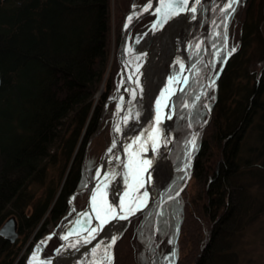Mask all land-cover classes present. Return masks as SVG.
Segmentation results:
<instances>
[{"label": "trees", "instance_id": "1", "mask_svg": "<svg viewBox=\"0 0 264 264\" xmlns=\"http://www.w3.org/2000/svg\"><path fill=\"white\" fill-rule=\"evenodd\" d=\"M118 1L123 18L131 2L146 0H121L125 7ZM223 1L203 0L191 15L190 78L172 105L174 174L158 202L118 237L113 264H236L235 236L252 211H262L243 178L252 163H241L238 153L259 113L264 140V0H238L218 12ZM111 13L110 0H0V227L14 216L27 239L41 222L35 237L51 234L47 255L74 212L69 196L85 187L84 150L117 78L116 70L110 73V90L96 103L110 58ZM171 72H178L177 63ZM207 81L214 83L206 99ZM59 159L65 165L60 189L50 186L34 201L31 187L44 183ZM94 167L88 164L89 174ZM84 193L73 194L78 209ZM19 252L16 240L0 233V264H14Z\"/></svg>", "mask_w": 264, "mask_h": 264}, {"label": "rangeland", "instance_id": "2", "mask_svg": "<svg viewBox=\"0 0 264 264\" xmlns=\"http://www.w3.org/2000/svg\"><path fill=\"white\" fill-rule=\"evenodd\" d=\"M111 1V29H110V40H109V44H110V58L108 61V67L106 70V73L104 74V78L101 82V84L99 85V90L96 92V94L94 95V99L95 102L97 103L99 101L100 96L104 93L107 94L110 90V86H111V81L109 80V75L111 72H114L116 70V75L117 78L114 80L113 85H112V94L108 97V100H106L103 104L102 107V115L100 117V123H99V127L96 130V132L91 135V137L87 140V145L86 148L84 150L85 153V175H86V183H85V187H83L77 194H82L86 196V201H87V194L91 188V183H92V178L94 176V172L95 170L102 164V160L106 154V150L111 146L112 144V133H111V118H112V114L114 112V106H115V95H116V86L117 83L120 81V76H119V65L117 63V55H116V51L118 49L119 46V39L121 36V27H122V15H123V10L125 9H120L119 6V1L118 0H110ZM121 1V0H120ZM123 3V1H121ZM120 2V3H121ZM145 2V1H144ZM168 2V0H167ZM203 2V0L200 2V4ZM231 0H224L223 3H221L220 8L217 10L218 12H225L222 9H224L228 3H230ZM121 3V4H122ZM143 2H140L139 4H141ZM199 4V5H200ZM235 4V3H234ZM124 5V3H123ZM198 5V6H199ZM130 7H137L139 5L133 4V2H131V4L129 5ZM197 6V7H198ZM125 7V5L123 6ZM129 7V8H130ZM196 7V8H197ZM198 9V8H197ZM197 9L195 12H191L188 15V19H190V23L187 26V37L185 39L186 43H188V47L190 44V36H189V26L190 24L193 22V18L196 15ZM191 15H193L191 17ZM155 14L152 13L150 14V16H148L146 19L139 21V23L135 24L131 30H130V37H129V43L130 46L133 45V41L137 38V36L140 34L141 31L145 30L149 25L151 20L154 18ZM209 28L210 25L208 24L206 26V30L204 32V35L202 36V40H204L205 42V38L207 36V33L209 32ZM226 36H228V34L231 33V31L233 30L231 28V26H227L226 27ZM180 31L178 32V36L179 38L183 37V31L182 28L179 29ZM158 38V33H155L150 41V45L152 43H154V41ZM188 52V49H187ZM143 60L142 55L139 56L138 58L136 57V62L135 64H140ZM188 62H189V55H188ZM171 64L168 66V63H166L164 66L168 67V74H169V78L170 81L172 83V85L174 84V80L179 76L178 72H179V67H178V72H176L174 75L172 74V68L174 66L176 62V58L173 56L172 62H170ZM178 66V63H177ZM190 62H189V72H190ZM190 78V75H189ZM189 80V79H188ZM207 86H206V90L204 92L205 97L207 99V97L211 96L212 91H213V83H209L207 81ZM165 89V88H164ZM164 89L161 90L158 94V98H156V102H162L164 96ZM180 93V92H179ZM178 93V94H179ZM178 94H176L175 96H177ZM175 98V97H174ZM260 100L264 101V93L260 95L259 97ZM174 101V99H173ZM173 105V102H172ZM173 109V106H172ZM172 127H173V113H172ZM207 122V121H206ZM260 122V113L256 114L255 116H253L252 120H251V125L245 130L244 132V136L242 138V141L240 143V151H239V157H240V162L243 163L244 160H248V163H252L251 166H248L250 168V171L248 173L246 167H245V172H244V176L243 178H245V180L247 181V188L248 190V196L250 199L252 200H256V202H259L261 205H264L262 203H264V184L260 183L258 180L260 179V177L264 178V140H262L260 138V136L258 135V123ZM205 126V125H204ZM174 134V133H173ZM193 137V136H192ZM191 137V138H192ZM197 138V137H196ZM174 139V138H173ZM196 140V139H195ZM193 141V138H192ZM173 143V141H172ZM192 145V143H191ZM172 148V144L170 146V149ZM161 144L160 142L157 140L155 141L154 144V150H155V156L158 155V153L161 152ZM133 150L135 151V146L133 147ZM172 150V149H171ZM170 150V152H171ZM128 151V150H127ZM131 151L127 152V158L130 160H135L134 155H132L130 153ZM170 152L168 153V160H170ZM63 159H59V162L56 164H50L48 172H47V177L44 181V183H39L36 185H33L31 188L34 190L33 192L35 195V200H37V198L42 195L43 193H45V191H47L50 186H53L56 189H60V181L62 180V174L64 172L65 169V165L63 163ZM170 164L169 167H171V171L172 173L170 174V177L167 180L166 185L168 184V181L171 179V177L174 174L173 171V167H172V161H169ZM94 164V169L92 171L91 174H89L88 170H87V166L88 164ZM64 165V166H63ZM143 180V176L141 177ZM242 178V179H243ZM165 185V187H166ZM165 187L162 189V191L160 192V196L158 197V199L154 200L151 205H153L155 202H158V200L161 198L162 196V192L164 191ZM141 189H139V192L136 191L135 186L134 187H125V189L122 191L121 195L123 199L126 198H133L139 195ZM189 192L194 193L195 192V185L193 183H191L190 187H189ZM127 194V195H126ZM82 195V197H84ZM129 202V201H128ZM68 204L70 207H73L74 212L72 213V216L78 212L83 210L85 207V205H83L82 209H78V207L76 206L75 202H74V198H73V194L71 195V197L69 196L68 198ZM86 204V203H85ZM150 205V206H151ZM149 206V207H150ZM161 204L159 203L157 212L160 209ZM262 211L259 212L257 215H253V211L250 213V215H248L247 217H251L252 219L249 220L248 222H246L245 224H243L241 226V229L239 230L238 234L235 236L234 242L232 243V248L231 250L235 252V254H237V259H236V264H264V206H262ZM31 210L30 205L27 208V212H29ZM71 216V217H72ZM138 216V215H137ZM70 217V219H71ZM70 219H68L67 221H69ZM133 219V218H132ZM131 219V220H132ZM130 220V221H131ZM16 221V219H15ZM63 222L62 225L59 227V232L57 233L58 238H59V234L62 230L63 225L67 222ZM129 221V222H130ZM128 222V223H129ZM127 223V224H128ZM127 224L125 223H120L118 225V229H116V231H114L112 234L108 233L102 240L100 243H102L100 246H95L94 249H92V251H90L87 256H86V264H107V260L104 258L103 255V250L104 247L109 245L111 243V240L115 237L116 241L118 239V237L125 231V229L127 228ZM41 222L38 225V227L36 228V230H34L35 232L28 237L27 239H25L24 234L18 232V236L15 239L17 242V247L20 250V255L18 256L17 260L14 262V264H21L24 256L27 257V255H29L31 252V249L33 247L38 246L40 243H42L43 245H47V239L51 236V234L47 231H51V228L53 227L52 224H47L45 226V231L47 232L46 235L41 236V238H36L35 234L37 232V230L40 228L41 226ZM17 226H18V221H17ZM18 231V229H17ZM47 237V239H46ZM60 239V238H59ZM116 243V242H115ZM61 244V243H60ZM113 245H111V247L109 248V253L111 255V264H113L114 262V254H113Z\"/></svg>", "mask_w": 264, "mask_h": 264}, {"label": "water", "instance_id": "3", "mask_svg": "<svg viewBox=\"0 0 264 264\" xmlns=\"http://www.w3.org/2000/svg\"><path fill=\"white\" fill-rule=\"evenodd\" d=\"M202 0H199V3H196L195 0H189L188 5L186 6L185 10L183 12H180L177 16L175 17H171L168 19V21H166L162 27H160V31H161V35L162 32L164 30H172V25L177 24V22L179 20L184 21L183 26H182V30L183 31V37L179 38L178 35H176V38L178 39V47L176 49V52L172 53V58L166 62L168 63V66L171 64L170 62H172L173 56L176 58V62L178 63V67H179V77L175 80L174 84L172 85L170 78H169V74H168V67H166L165 70V76L167 78L166 82H169V87L166 85V82L164 81L163 85L165 87V91H164V98L162 100V102H159L157 104H160L158 110L155 111V113L151 116L153 118L151 127H149L143 136H146L147 133L151 134L152 133V127L154 126V124L156 123V118H155V114L158 113L159 111H163L165 117L167 118L168 121V135L166 137V142H164L163 139L159 138V142L161 144V152L158 154V158H154L153 160V166H156V164L158 163V159L162 158L164 159L166 162L170 163L168 160V153L170 152V146L172 144L173 141V128H172V102L173 99L175 97L176 94H178L179 92H181L185 86L187 85L186 83L188 82L189 79V62H188V43H186L185 39L187 37V26L190 23V19H188V15L189 13H191L192 11H190L189 9L192 7H195V9H197L196 7L200 4ZM167 2V0H166ZM151 4L152 7L149 9V11H143V9L148 5ZM161 7V0H146L145 2L139 4V6L137 7H130L128 9V12L124 15L123 18V23H122V27H121V36L119 39V46L118 49L116 51V55H117V63L119 65V76H120V81L117 83V88H116V95H115V106H114V112L112 114V118H111V133H112V144L111 146L106 150V154L102 160V164L104 162V159L107 155V151L112 147V145L115 143L116 146V152H117V164L113 167V169H111L106 175H103V177H101V174H99L100 176H97V170L100 168V165L94 172V176L92 178V183H91V188L87 194L88 198L85 204V208L81 211L76 212L69 221H67L63 227L69 223H71L73 221V219H76L79 216H82L84 213H88L89 217H94L95 213L91 210L90 208V204H91V197L92 194L94 192L97 191L98 187H101L102 184H110L109 188H107L106 190V197L104 198L107 201V204L110 205L111 207H118V205L121 203V201H124L125 203H127L130 198H126L123 199L122 198V191L124 190L123 187V171L126 165V160H127V148L125 146V142L123 141L124 136V130L123 129V118L124 115L126 114L127 110H129V107H132L134 112L137 111V106H138V99L136 97V99H134L132 101L131 95L134 92L135 95H137L138 93V89L137 86L135 85L136 81L134 78V75L131 71L132 66L130 65V59L134 56V52H133V48L136 46V39L133 41V45L130 46L129 43V37H130V30L131 28L139 23V21L146 19L148 16H150V14L154 13L155 16L154 18L151 20L150 25L146 28L149 29L150 27H152V25L154 23H157V20L160 18L159 15L155 12L156 8ZM132 16L133 19L131 22H129L127 20V17ZM125 25H127V27H125ZM176 25L173 26V28H175ZM143 33H145L143 31ZM158 36V38L154 41V43H152L151 45H147L144 48V52L150 51L151 48H153L155 46V44L157 43V41L159 40L160 36ZM143 62V60H142ZM141 62V63H142ZM140 63V64H141ZM181 65H183V67H181ZM2 81H1V70H0V85H1ZM122 86H125L126 88V92L124 94V96L121 98V89H123ZM207 122H205L204 124L200 125V127H198V129L193 133V139H196V135L198 134L199 130L202 129L203 127H205L204 125ZM119 127V132H117L115 129L117 128V126ZM192 147V145H191ZM135 150H136V154L138 155L137 159L138 161H141L140 159V153H141V146H135ZM151 152L153 155L155 154V150L153 147V141L151 142L150 145H148V147L145 149V152ZM143 152V151H142ZM152 155V156H153ZM170 165V164H169ZM147 171L144 172L142 174L143 176V182H144V188L141 189V193L143 191H147L148 192V197L145 199V203L144 206L135 213V215L130 216L128 219L122 220V219H114L111 220L108 224H106L104 226V228L102 230H99L96 234H95V239H90L89 243H85L84 241V237L87 236V231L86 229L88 227H95L99 222L94 220V219H90L88 220L87 223H85V221L83 222L82 225L79 226V228L75 231H73V233L70 234H63V229L61 230L60 234H59V238L61 240V244H59L58 246H56L53 249V253L51 256H46V257H41L40 255H31L30 257H28L27 259H25L24 263L25 264H32V261H36L40 264H86V256L87 254L92 251V249L95 248V246H97L98 244H100L101 240L110 232V230L112 229V227L118 223H125L127 224L132 218L137 217V215L145 212L146 210H148L149 206L151 205V203L158 199V197L160 196V192L162 191V189L165 187L168 178L170 177V174L172 173L171 171V167H169V173L168 175H166V177L162 180V183L157 185L155 187L154 191H151V187H150V175L152 176V172H151V168L149 169L148 167ZM187 181L183 184V186L179 189V191L181 189H183V187L186 185ZM82 190H75L72 194L74 193H78ZM179 191L177 193H175L173 196H176L179 194ZM70 195V197H71ZM171 196V197H173ZM169 197V198H171ZM168 198V199H169ZM167 200V199H165ZM164 200V201H165ZM163 201L160 202V204ZM62 227V228H63ZM0 233L7 239L10 240L11 242H13L17 236H18V231H17V221H15V217L14 216H8V218L5 220V223L0 227ZM67 236V239H64V237Z\"/></svg>", "mask_w": 264, "mask_h": 264}, {"label": "bare ground", "instance_id": "4", "mask_svg": "<svg viewBox=\"0 0 264 264\" xmlns=\"http://www.w3.org/2000/svg\"><path fill=\"white\" fill-rule=\"evenodd\" d=\"M171 18V17H170ZM168 21V20H167ZM184 21L179 20L177 22L175 28L172 25V30H164L161 35L160 27L158 26L156 29L150 27L149 29L143 30L136 38V46L133 48L134 56L130 59V65L132 66V73L135 78V85L137 86L138 93L135 95L133 92L131 97L132 101L134 99H138L137 111L134 112L132 107H129L126 114L124 115L123 120V129L125 146L130 153L134 155L135 161H138V155L136 154V150H133L134 146H141L140 159L151 161L149 165L144 167L151 168L152 176L150 175V187L151 191L155 190V187L162 183V180L169 173V164L162 158H159L156 166H153V161L158 158V155L155 156L151 152H145V149L148 145L153 141V147L155 141L159 140V138L163 139L166 142V137L168 135V121L164 115L163 111H159L155 114L156 123L152 127V133H147L146 136H143L145 131L151 127L153 118L151 117L156 110H158L160 104L155 103L156 98L161 90L165 87L163 85L164 81H167L165 76L166 67L164 66L166 62H168L172 58V53L176 52L178 47V39L176 35L179 33V29L182 28ZM158 33L160 36L159 40L155 44L150 51L144 52V48L147 45H150V41L152 36ZM143 57V62L141 64H135L136 57ZM166 85L169 87V82H166ZM121 89V98L124 96L126 92L125 86H122ZM165 91V89H164ZM157 116H159V122L157 123ZM118 126V125H116ZM155 129V131H154ZM138 141V142H137ZM113 146V145H112ZM112 151H107V155L104 159L103 164L97 170V173L106 175L113 167L117 164V152L116 146L111 147ZM143 151V152H142ZM159 154V153H158ZM153 155V156H152ZM155 158V159H154ZM154 159V160H153ZM153 160V161H152ZM130 159L127 158L126 165L129 163ZM155 162V161H154ZM123 187H134L137 188L135 181L132 179V175L129 172V168L125 167L123 171ZM100 176V175H99ZM110 184H102L100 188H102L104 193V198L106 197V190L109 188ZM85 221L84 216H79L76 219L67 225H65L63 229V234H70L73 231L77 230L80 225ZM118 223H116L109 233H113L118 229Z\"/></svg>", "mask_w": 264, "mask_h": 264}, {"label": "snow or ice", "instance_id": "5", "mask_svg": "<svg viewBox=\"0 0 264 264\" xmlns=\"http://www.w3.org/2000/svg\"><path fill=\"white\" fill-rule=\"evenodd\" d=\"M196 3H199V0H195ZM238 0H231L230 3L227 4V6L222 9L223 11L227 12L228 9H232V5L234 3H237ZM189 0H161V7L156 8L155 12L159 15V19L157 20V23H154L152 25L153 29H156L158 26L162 27L163 24L170 18L177 16L180 12H183L188 5ZM152 7V5L149 3L143 11H149V9ZM192 12H195V7H192L189 9ZM133 19L132 16L127 17V20L131 22ZM127 27V25H125ZM232 51H235L233 49ZM231 53H229L230 55ZM183 67V65H181ZM214 83V82H213ZM198 99V97H197ZM159 103V102H158ZM187 107V105H185ZM159 122V116H157V123ZM117 132H119V127L115 129ZM155 131V129H154ZM138 142V141H137ZM192 146L195 147V139L191 142ZM115 147V143L112 146ZM109 151L111 152L112 149L110 148ZM151 161L143 160V161H135L130 160L125 167L129 168V172L132 175V179L135 181L137 188L136 191L139 192V189L144 188V182L142 180V174L147 171V168L144 167L146 165H149ZM97 176L99 177V173H97ZM127 195V194H126ZM148 197V192L145 190L142 193H139L138 196L133 197L129 200V202L125 203L124 201H121V203L118 205V207H111L107 204V201L104 199V193L102 188L98 187L97 191L92 194L91 197V204L90 208L95 213L94 217H89V214L86 212L83 214L85 218V223L88 222L90 219H94L98 221L99 223L95 227H88L86 229L87 236L84 237L85 243H89L90 239H95V234L104 228L106 224H108L111 220L114 219H128L130 216L135 215L137 211H139L145 203V199ZM68 237L65 236L64 239H67ZM116 242V238L114 237L111 240V243L104 247L103 255L104 258L107 260V264H111V255L109 253V248L111 245H114Z\"/></svg>", "mask_w": 264, "mask_h": 264}, {"label": "flooded vegetation", "instance_id": "6", "mask_svg": "<svg viewBox=\"0 0 264 264\" xmlns=\"http://www.w3.org/2000/svg\"><path fill=\"white\" fill-rule=\"evenodd\" d=\"M178 74L180 75V73L178 72ZM179 77V76H178ZM177 77V78H178ZM176 78V79H177ZM175 79V80H176ZM175 80H174V82H175ZM159 97V96H158ZM157 97V98H158ZM172 113H173V111H172ZM140 192H141V190H140ZM46 249H47V245L45 244V245H43L42 243H40L38 246H36V247H33L32 249H31V253L29 254V255H27V257H24L23 258V260H22V262H21V264H25L24 263V261H25V259H27L28 257H30L31 255H40L41 257L43 256V257H46V256H51V255H47V254H45L46 252ZM53 251V250H52ZM53 253V252H52ZM32 264H40V263H38V262H36V261H32L31 262Z\"/></svg>", "mask_w": 264, "mask_h": 264}, {"label": "built area", "instance_id": "7", "mask_svg": "<svg viewBox=\"0 0 264 264\" xmlns=\"http://www.w3.org/2000/svg\"><path fill=\"white\" fill-rule=\"evenodd\" d=\"M102 243H100V245H101ZM100 245H98V246H100Z\"/></svg>", "mask_w": 264, "mask_h": 264}]
</instances>
